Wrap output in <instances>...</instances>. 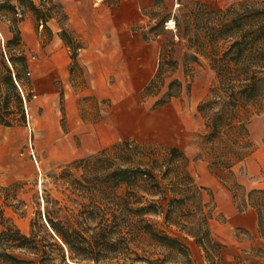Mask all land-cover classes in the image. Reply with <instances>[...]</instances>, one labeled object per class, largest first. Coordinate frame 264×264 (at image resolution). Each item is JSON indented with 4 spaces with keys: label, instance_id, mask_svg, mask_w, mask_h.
<instances>
[{
    "label": "rangeland",
    "instance_id": "1",
    "mask_svg": "<svg viewBox=\"0 0 264 264\" xmlns=\"http://www.w3.org/2000/svg\"><path fill=\"white\" fill-rule=\"evenodd\" d=\"M12 1L15 4L0 0V101L4 98L8 101V111H0V117L12 122L9 127L0 124V205L9 225L28 236L32 226L35 231H42L47 213L57 219L76 210L72 187L58 176L67 167L71 177L78 178L81 171L71 164L102 151L74 158L89 144L86 127L80 120L99 119L113 103L111 99L98 100L93 96L89 88L91 74L87 67L82 68L77 63L80 55L90 51L132 52L140 50L137 44L144 43L141 49L155 54L163 44L167 45V50L170 47L169 57L176 62V69L172 72L169 66H164L163 81L154 89L155 96L140 99L141 90L131 89L123 65L116 69L121 75L122 88L111 94L119 98L117 101H121L124 108H137L147 117V121L138 126L150 135L144 140L128 141L155 145L151 158L158 163L166 157L163 147L178 148L189 160L187 171L196 186L200 187L196 177L205 180L211 175L215 178L208 168V147L200 148L204 121L197 110L209 90L217 87L215 75L208 60L198 57L196 62L192 61L193 52L187 48V43L181 41L171 47L167 40L169 35L163 32L175 33L173 19L187 16L195 2L212 9H226L244 0H58L47 5ZM14 6L21 9L20 19L14 15ZM164 18L162 31L160 22ZM119 21L120 27L114 28ZM151 28L153 31L149 32ZM11 59L16 69L9 62ZM164 60L166 64L169 59ZM8 70L12 78L16 70L20 76L15 86L21 110L5 80ZM172 80L181 83L180 94L158 106L166 100L167 86ZM248 129L252 153L232 169L245 193L264 190V102ZM156 175L160 177L159 173ZM215 180L214 186H203L201 201L203 214L210 218L212 239L224 246L220 251L223 261L226 264H264V241L258 234L255 211L248 208L239 212L231 193L217 178ZM122 192V189L117 191ZM241 193L238 192L239 196ZM171 198L173 194L167 192L161 202L162 210L144 220L152 224L155 231L183 240L189 249L191 264H209L205 252L187 234L191 228L184 215L187 206H177L169 223L165 220L166 205ZM113 239L114 247L96 255L97 264H127L135 255L165 259L162 264H187L181 256L157 247L145 234L139 236L122 230ZM15 256L38 264L24 252Z\"/></svg>",
    "mask_w": 264,
    "mask_h": 264
},
{
    "label": "trees",
    "instance_id": "2",
    "mask_svg": "<svg viewBox=\"0 0 264 264\" xmlns=\"http://www.w3.org/2000/svg\"><path fill=\"white\" fill-rule=\"evenodd\" d=\"M173 21L176 30L173 34L163 30L165 18L160 22L164 35H169V46L185 41L193 52L190 59L194 62L198 57L208 60L218 84L209 90L197 108L204 121L200 148L208 147V168L231 193L239 212L248 208L255 211L258 234L264 241V190L245 193L232 172L252 153L248 127L252 118L261 112L264 102V1L244 0L226 9H212L195 2L187 16L175 17ZM169 48L167 50L166 44L161 46L157 70L141 91L140 99L155 96L154 89L163 81L164 66H169L172 72L176 69V62L169 57ZM165 58L169 59L166 64ZM21 59L26 67L24 58ZM9 62L16 69L15 61ZM5 80L21 110L15 86V82L20 81L18 71L12 78L8 70ZM181 88L180 82L172 80L167 86L166 100L158 106L176 98ZM0 111H8L5 98L0 101ZM21 114L23 120L22 111ZM0 124L9 127L12 122L0 117ZM155 147L128 140L114 144L95 156L74 161L71 167L81 171L78 178H72L65 167L58 179L67 180L72 187L76 210L57 219L47 213L42 231H35L32 226L28 236L21 234L8 224L0 205V264H33L15 256L22 252L38 264H68V260L71 264H97L96 255L114 247L113 238L122 230L139 236L145 234L157 247L191 264L189 249L183 240L155 231L152 224L144 220L162 210L161 202L167 192L173 194L166 205L167 223L177 206H187L184 215L191 227L187 234L205 252L209 264H226L220 255L224 246L212 239L210 218L202 211L201 192L205 188L196 186L189 175L188 158L178 148L163 147L166 157L158 163L151 158ZM156 173L160 174L159 178ZM121 189L123 192L117 193ZM178 196L180 198H176ZM154 197L158 199L153 200ZM164 261L135 255L127 264H162Z\"/></svg>",
    "mask_w": 264,
    "mask_h": 264
},
{
    "label": "crops",
    "instance_id": "3",
    "mask_svg": "<svg viewBox=\"0 0 264 264\" xmlns=\"http://www.w3.org/2000/svg\"><path fill=\"white\" fill-rule=\"evenodd\" d=\"M10 1L12 4H15L12 0ZM100 21L98 25L101 24ZM120 25L121 22L119 21L114 25V28L120 27ZM104 39L108 41L105 36ZM143 44H137L140 50H134L132 52L123 50L113 53L90 51L77 58V63L80 67H87L88 72L91 74L89 88L93 92V96L98 100L111 99L113 103L107 111L102 113L99 119L89 122L80 120V123L86 127L84 131L87 133L86 138L89 140V144L78 152L74 158L94 154L119 143L118 141L121 142V140H144L143 138L145 136L148 137L150 135L146 131L140 130V126H138L143 124L144 121H147V117H143L141 111L137 108L134 110L124 108L121 101H117L119 98L114 93L111 94L112 91L114 92L122 88L121 75L116 70L117 67L120 69L122 65L125 67L129 76L128 83L131 89L133 88L135 91H142L153 78L159 63L160 49L155 54L154 52L147 53L141 49ZM123 58L124 61H122ZM124 115L127 116H125L126 121H124ZM129 123L131 125L133 124L134 127H129ZM196 179L197 183L202 187H211L216 184L215 178L211 175H207L205 180L198 179V177Z\"/></svg>",
    "mask_w": 264,
    "mask_h": 264
},
{
    "label": "built area",
    "instance_id": "4",
    "mask_svg": "<svg viewBox=\"0 0 264 264\" xmlns=\"http://www.w3.org/2000/svg\"><path fill=\"white\" fill-rule=\"evenodd\" d=\"M32 3L37 4H53L56 3L58 0H24ZM14 15L16 18L20 19L22 17L21 9L18 6H14Z\"/></svg>",
    "mask_w": 264,
    "mask_h": 264
},
{
    "label": "bare ground",
    "instance_id": "5",
    "mask_svg": "<svg viewBox=\"0 0 264 264\" xmlns=\"http://www.w3.org/2000/svg\"><path fill=\"white\" fill-rule=\"evenodd\" d=\"M170 27V26H169ZM172 27H173V25H172Z\"/></svg>",
    "mask_w": 264,
    "mask_h": 264
}]
</instances>
